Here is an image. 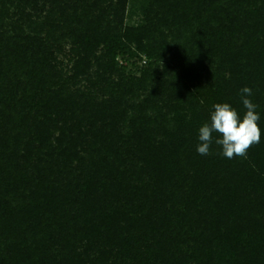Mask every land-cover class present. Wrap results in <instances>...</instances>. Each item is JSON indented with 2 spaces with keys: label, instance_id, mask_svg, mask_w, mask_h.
I'll list each match as a JSON object with an SVG mask.
<instances>
[{
  "label": "trees",
  "instance_id": "1",
  "mask_svg": "<svg viewBox=\"0 0 264 264\" xmlns=\"http://www.w3.org/2000/svg\"><path fill=\"white\" fill-rule=\"evenodd\" d=\"M245 86L261 142L197 154ZM0 264H264V0H0Z\"/></svg>",
  "mask_w": 264,
  "mask_h": 264
},
{
  "label": "clouds",
  "instance_id": "2",
  "mask_svg": "<svg viewBox=\"0 0 264 264\" xmlns=\"http://www.w3.org/2000/svg\"><path fill=\"white\" fill-rule=\"evenodd\" d=\"M253 89L243 87L239 91L243 114L232 104L216 103L212 106L209 118L198 129L196 152L210 155L213 146H218L226 159L247 157L249 148L261 142V113L253 102Z\"/></svg>",
  "mask_w": 264,
  "mask_h": 264
},
{
  "label": "rangeland",
  "instance_id": "3",
  "mask_svg": "<svg viewBox=\"0 0 264 264\" xmlns=\"http://www.w3.org/2000/svg\"><path fill=\"white\" fill-rule=\"evenodd\" d=\"M137 9V6H136ZM135 7L130 8L127 11V19L126 23L129 25L137 24L140 21V16L138 15V12L136 11ZM68 46L66 47V54H68ZM67 58H63L64 65L71 66V63H69L68 55ZM122 57L118 58V63L120 67L122 68V71L125 73V75H133V76H140L141 69L145 68L147 66L148 60L146 56L142 55L140 58H129V57Z\"/></svg>",
  "mask_w": 264,
  "mask_h": 264
}]
</instances>
